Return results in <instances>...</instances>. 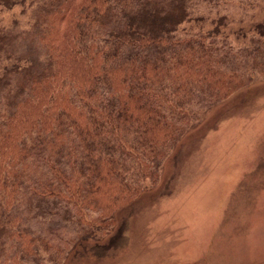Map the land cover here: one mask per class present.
<instances>
[{
	"label": "trees",
	"instance_id": "16d2710c",
	"mask_svg": "<svg viewBox=\"0 0 264 264\" xmlns=\"http://www.w3.org/2000/svg\"><path fill=\"white\" fill-rule=\"evenodd\" d=\"M228 3L0 0V264L121 251L167 162L264 79V24L238 46Z\"/></svg>",
	"mask_w": 264,
	"mask_h": 264
},
{
	"label": "rangeland",
	"instance_id": "374dc122",
	"mask_svg": "<svg viewBox=\"0 0 264 264\" xmlns=\"http://www.w3.org/2000/svg\"><path fill=\"white\" fill-rule=\"evenodd\" d=\"M228 1V33L249 44L264 24V0ZM4 16L12 22L13 13ZM255 77L208 114L177 165L167 162L166 180L137 207L121 251L77 264H264V79Z\"/></svg>",
	"mask_w": 264,
	"mask_h": 264
}]
</instances>
